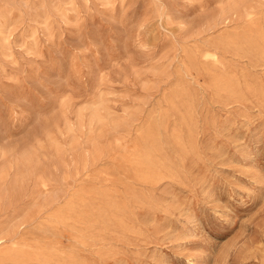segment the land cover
<instances>
[{
    "label": "rangeland",
    "instance_id": "rangeland-1",
    "mask_svg": "<svg viewBox=\"0 0 264 264\" xmlns=\"http://www.w3.org/2000/svg\"><path fill=\"white\" fill-rule=\"evenodd\" d=\"M0 264H264V0H0Z\"/></svg>",
    "mask_w": 264,
    "mask_h": 264
}]
</instances>
